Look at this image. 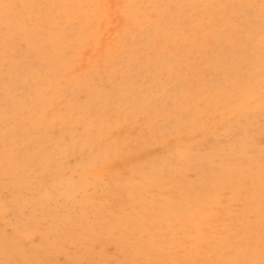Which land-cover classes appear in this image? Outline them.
<instances>
[{"label":"bare ground","instance_id":"1","mask_svg":"<svg viewBox=\"0 0 264 264\" xmlns=\"http://www.w3.org/2000/svg\"><path fill=\"white\" fill-rule=\"evenodd\" d=\"M260 119L264 0H0V264H264Z\"/></svg>","mask_w":264,"mask_h":264},{"label":"rangeland","instance_id":"2","mask_svg":"<svg viewBox=\"0 0 264 264\" xmlns=\"http://www.w3.org/2000/svg\"><path fill=\"white\" fill-rule=\"evenodd\" d=\"M257 127H258V132L256 133L257 135H255V137L251 141V146L252 148H254V150H257V149L264 150V121L263 119L262 120L260 119L258 121ZM229 135L230 133L228 132L219 133V139L223 147L227 148L231 146V144L233 143ZM213 143L214 142H211V143L204 142L201 146H198L199 153L207 152L209 148L213 145ZM163 151H164L163 148L156 147L149 152V155L152 158L158 159L163 156L164 154Z\"/></svg>","mask_w":264,"mask_h":264}]
</instances>
